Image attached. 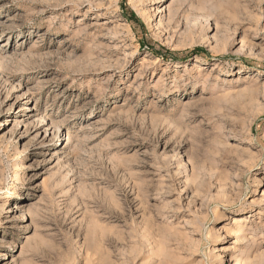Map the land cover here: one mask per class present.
<instances>
[{"label": "rangeland", "instance_id": "rangeland-1", "mask_svg": "<svg viewBox=\"0 0 264 264\" xmlns=\"http://www.w3.org/2000/svg\"><path fill=\"white\" fill-rule=\"evenodd\" d=\"M151 1L0 0V264H264V0Z\"/></svg>", "mask_w": 264, "mask_h": 264}, {"label": "bare ground", "instance_id": "bare-ground-1", "mask_svg": "<svg viewBox=\"0 0 264 264\" xmlns=\"http://www.w3.org/2000/svg\"><path fill=\"white\" fill-rule=\"evenodd\" d=\"M157 3H158V0H152L150 4H151V5H157ZM158 9H159V8H158ZM222 260H223V259H222ZM225 264H226V263H225Z\"/></svg>", "mask_w": 264, "mask_h": 264}]
</instances>
